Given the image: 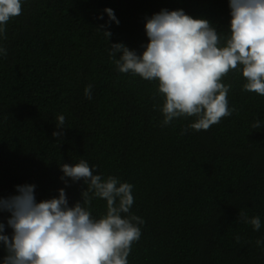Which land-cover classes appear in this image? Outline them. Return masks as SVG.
<instances>
[{"label":"trees","instance_id":"1","mask_svg":"<svg viewBox=\"0 0 264 264\" xmlns=\"http://www.w3.org/2000/svg\"><path fill=\"white\" fill-rule=\"evenodd\" d=\"M161 9H183L227 33V0H22L0 40V196L34 184L40 201L64 188L71 206L84 185L65 178L66 187L59 165L83 159L94 174L133 185L130 212L145 223L128 264H264V243L256 244L264 241V96L243 91L240 73L230 72L231 116L206 131H185L192 117L161 126L157 82L118 72L109 55L113 43L142 52L145 18ZM90 211L100 218L106 201L94 198ZM241 211L260 217L259 231Z\"/></svg>","mask_w":264,"mask_h":264},{"label":"clouds","instance_id":"2","mask_svg":"<svg viewBox=\"0 0 264 264\" xmlns=\"http://www.w3.org/2000/svg\"><path fill=\"white\" fill-rule=\"evenodd\" d=\"M227 2L230 20L224 35L208 19L193 18L183 9H161L145 18L147 43L141 45L142 52L123 43L108 45L118 72L157 82L156 94L163 99L161 126L192 117L184 130L206 131L231 116L236 111L228 104L231 85L223 83L230 72L240 73L245 81L243 91L264 96V0ZM104 12L109 21L119 24L112 9ZM21 13L22 0H0V40L7 38L8 22ZM102 34L108 41L111 32ZM0 55H7L2 45ZM84 95L92 99L91 84ZM56 121L57 128H65L63 115ZM30 126L31 122L26 128ZM251 127L260 129V121ZM52 135L59 137L63 132ZM59 167L66 187L65 178L84 185L80 199L71 206L64 188L57 189L56 197L40 201L34 184L16 185V194L0 196V214H8L6 224L0 222L4 251L0 264H128L132 245L141 236L140 225L145 223L130 212L133 185L116 176L94 174L83 159ZM94 198L106 201V213L100 218L90 211ZM238 217L260 230L259 216L249 217L241 211ZM6 226L10 235L5 234ZM262 243L256 241L257 246Z\"/></svg>","mask_w":264,"mask_h":264}]
</instances>
